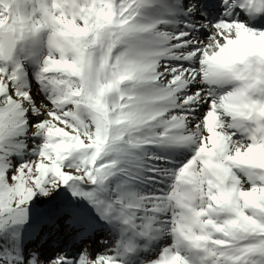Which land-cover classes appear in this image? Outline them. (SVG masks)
Listing matches in <instances>:
<instances>
[{
  "label": "snow or ice",
  "instance_id": "snow-or-ice-1",
  "mask_svg": "<svg viewBox=\"0 0 264 264\" xmlns=\"http://www.w3.org/2000/svg\"><path fill=\"white\" fill-rule=\"evenodd\" d=\"M0 264H264V0H0Z\"/></svg>",
  "mask_w": 264,
  "mask_h": 264
},
{
  "label": "rangeland",
  "instance_id": "rangeland-1",
  "mask_svg": "<svg viewBox=\"0 0 264 264\" xmlns=\"http://www.w3.org/2000/svg\"><path fill=\"white\" fill-rule=\"evenodd\" d=\"M28 67H29V71L31 74L34 66L29 65ZM33 83H34V80H33ZM115 238H116L115 234L110 231H100V232L94 233L91 238H85L83 241H75L74 243L81 247H85V246H89L90 244H93L96 250L103 251V247L101 246V241L107 240L109 244H111ZM59 239L63 241L65 238L60 237Z\"/></svg>",
  "mask_w": 264,
  "mask_h": 264
},
{
  "label": "bare ground",
  "instance_id": "bare-ground-1",
  "mask_svg": "<svg viewBox=\"0 0 264 264\" xmlns=\"http://www.w3.org/2000/svg\"><path fill=\"white\" fill-rule=\"evenodd\" d=\"M88 242H90V241H88ZM69 243H74L73 241H69ZM88 244H90V243H88ZM92 247H94V245L93 244H90ZM95 248V247H94Z\"/></svg>",
  "mask_w": 264,
  "mask_h": 264
}]
</instances>
